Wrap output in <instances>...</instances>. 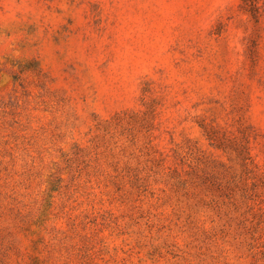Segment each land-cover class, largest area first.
I'll use <instances>...</instances> for the list:
<instances>
[{
	"label": "rangeland",
	"instance_id": "obj_1",
	"mask_svg": "<svg viewBox=\"0 0 264 264\" xmlns=\"http://www.w3.org/2000/svg\"><path fill=\"white\" fill-rule=\"evenodd\" d=\"M0 264H264V0H0Z\"/></svg>",
	"mask_w": 264,
	"mask_h": 264
}]
</instances>
